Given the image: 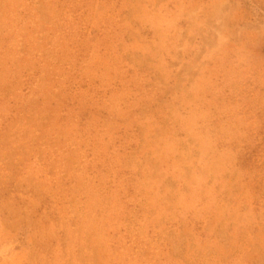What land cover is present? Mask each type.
<instances>
[{
    "label": "rangeland",
    "instance_id": "374dc122",
    "mask_svg": "<svg viewBox=\"0 0 264 264\" xmlns=\"http://www.w3.org/2000/svg\"><path fill=\"white\" fill-rule=\"evenodd\" d=\"M0 264H264V0H0Z\"/></svg>",
    "mask_w": 264,
    "mask_h": 264
}]
</instances>
